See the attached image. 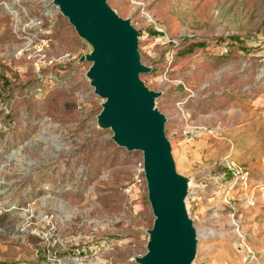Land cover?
Instances as JSON below:
<instances>
[{"label": "rangeland", "instance_id": "obj_1", "mask_svg": "<svg viewBox=\"0 0 264 264\" xmlns=\"http://www.w3.org/2000/svg\"><path fill=\"white\" fill-rule=\"evenodd\" d=\"M51 0L43 66L0 13V264H136L152 214L141 153L97 127L103 99L77 62L90 50ZM137 34L139 78L159 91L191 264H264V0H106ZM44 14V16H43Z\"/></svg>", "mask_w": 264, "mask_h": 264}, {"label": "water", "instance_id": "obj_2", "mask_svg": "<svg viewBox=\"0 0 264 264\" xmlns=\"http://www.w3.org/2000/svg\"><path fill=\"white\" fill-rule=\"evenodd\" d=\"M60 15L90 50L77 62L89 63L84 72L92 93L103 99L95 116L97 127L109 129L113 143L141 153V170L152 223L145 230V250L132 256L136 264H191L195 230L184 197L187 177L175 170L164 135L165 117L154 104L159 91L149 89L140 73L137 30L106 0H51Z\"/></svg>", "mask_w": 264, "mask_h": 264}, {"label": "built area", "instance_id": "obj_3", "mask_svg": "<svg viewBox=\"0 0 264 264\" xmlns=\"http://www.w3.org/2000/svg\"><path fill=\"white\" fill-rule=\"evenodd\" d=\"M28 1L30 0H0V13L11 19L13 34L21 45L19 51L24 52L27 58H35L45 67L67 61V53L55 55L47 51L48 38L45 35L52 24L49 23L46 30L42 27V17L29 16L26 6Z\"/></svg>", "mask_w": 264, "mask_h": 264}, {"label": "trees", "instance_id": "obj_4", "mask_svg": "<svg viewBox=\"0 0 264 264\" xmlns=\"http://www.w3.org/2000/svg\"><path fill=\"white\" fill-rule=\"evenodd\" d=\"M137 34H139V31H138V33Z\"/></svg>", "mask_w": 264, "mask_h": 264}]
</instances>
